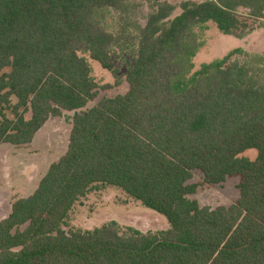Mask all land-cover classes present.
Instances as JSON below:
<instances>
[{"label": "trees", "instance_id": "obj_1", "mask_svg": "<svg viewBox=\"0 0 264 264\" xmlns=\"http://www.w3.org/2000/svg\"><path fill=\"white\" fill-rule=\"evenodd\" d=\"M157 0L143 25L129 0H0V143L31 142L45 121L73 111L65 152L33 192L0 219V264H264V66L241 48L200 64L196 27L241 38L264 0ZM108 9L119 31L106 29ZM131 29V30H130ZM131 46L128 89L91 107L98 85L79 52L111 73ZM248 149L253 159L240 156ZM205 184L238 177L237 199L201 206ZM113 185L163 215L156 232L114 221L65 231L72 206Z\"/></svg>", "mask_w": 264, "mask_h": 264}, {"label": "rangeland", "instance_id": "obj_2", "mask_svg": "<svg viewBox=\"0 0 264 264\" xmlns=\"http://www.w3.org/2000/svg\"><path fill=\"white\" fill-rule=\"evenodd\" d=\"M156 1L129 0L128 18L143 25ZM166 1L175 6L172 16L179 13L178 5L182 0ZM118 17L119 13L115 10L106 11L107 30L113 33L119 31ZM258 22H260L258 27L241 38L221 33L211 21L196 27L200 47L192 58V71L200 64L220 58L236 47L246 52L249 59L264 66V19ZM131 50V46L126 49L114 47L112 52L116 67L114 74L103 69L87 52H79L88 61L90 74L98 85L95 99L89 101L84 108L95 105L103 97L122 94L128 89L125 72L133 60ZM72 115L73 111L63 110L60 116L50 117L39 128L40 131L35 138L27 144L0 143V219L10 211V205L15 198L25 197L33 192L49 164L64 153ZM255 155L256 151L253 149L240 154L250 159ZM189 182L197 184L196 191L190 198L197 200L201 206L213 208L218 205H229L239 195L236 176L227 177L222 183L210 185L202 182L199 171H194ZM111 221L117 224L121 232H127L129 228L141 232H156L169 227L163 215L144 206L120 188L98 184L72 206L63 229L87 230Z\"/></svg>", "mask_w": 264, "mask_h": 264}, {"label": "crops", "instance_id": "obj_3", "mask_svg": "<svg viewBox=\"0 0 264 264\" xmlns=\"http://www.w3.org/2000/svg\"><path fill=\"white\" fill-rule=\"evenodd\" d=\"M48 119H49V118H48ZM48 119L45 121V123L48 121ZM45 123H44V124H45ZM40 128H41V127H40ZM70 128H71V127H70ZM69 130H70V129H69ZM39 131H40V129H38V131L34 134L32 140L35 138V136L37 135V133H38ZM32 140H31V141H32ZM64 152H65V151H64ZM50 164H51V163H50ZM50 164H49V165H50ZM7 214H8V213H7Z\"/></svg>", "mask_w": 264, "mask_h": 264}]
</instances>
